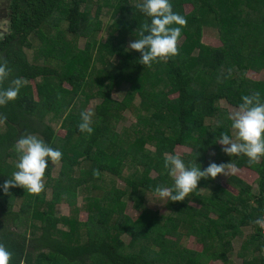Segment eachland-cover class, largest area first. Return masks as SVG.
<instances>
[{
    "label": "trees",
    "instance_id": "16d2710c",
    "mask_svg": "<svg viewBox=\"0 0 264 264\" xmlns=\"http://www.w3.org/2000/svg\"><path fill=\"white\" fill-rule=\"evenodd\" d=\"M137 2L9 4L11 28L0 39V62L10 69L3 86L25 81L17 98L0 106V243L12 253L10 264H235L236 239L240 264H264L263 230L254 223L264 217V157L249 165L216 142L221 131L232 135L221 99L238 106L243 95L259 92L264 101V80L247 75L264 68V0H171L187 20L179 52L151 66L128 49L150 23ZM206 28L219 45L203 41ZM93 99L88 134L78 124ZM125 110L133 120L119 128ZM29 133L61 149L57 176L49 161L42 192L13 187L5 193L2 185L18 161L14 145ZM176 145L190 147L181 155L186 163L253 170L255 187L231 173L226 184L201 179L183 201L167 199L165 213L147 208L157 185L173 183L163 162ZM127 199L136 217L125 212ZM58 203L67 204V214H56ZM188 236L201 249L188 247Z\"/></svg>",
    "mask_w": 264,
    "mask_h": 264
},
{
    "label": "clouds",
    "instance_id": "9594fccd",
    "mask_svg": "<svg viewBox=\"0 0 264 264\" xmlns=\"http://www.w3.org/2000/svg\"><path fill=\"white\" fill-rule=\"evenodd\" d=\"M135 7L150 18V23L144 24L139 38L132 39L128 44L129 50L140 53L139 63L151 66L154 62L166 61L176 56L182 28L187 24L185 16L173 10L171 0H138ZM9 75L10 69L6 62H0V106L15 100L25 83L21 78H14L4 87ZM241 101L237 110L228 117L232 135L221 131L216 142L222 146L224 153L229 156H246L247 163L253 165L264 157V101L259 92L243 95ZM93 115L91 110L80 112L78 129L81 132L91 134L94 131ZM14 148L18 155L16 170L10 178L5 179L2 190L7 193L10 188L23 187L30 193L42 192L45 188V170L49 167V161L58 163L61 160V149L52 147L31 133L20 136ZM163 163L173 183L170 187L157 185L153 194L158 199L169 201H183L197 188L201 179L215 178L218 174L225 173L226 167L236 171V166L231 163L211 162L202 168L196 160L195 163H186L176 153H165ZM254 223L264 229V217H257ZM11 257L12 253L0 243V264H10Z\"/></svg>",
    "mask_w": 264,
    "mask_h": 264
},
{
    "label": "rangeland",
    "instance_id": "374dc122",
    "mask_svg": "<svg viewBox=\"0 0 264 264\" xmlns=\"http://www.w3.org/2000/svg\"><path fill=\"white\" fill-rule=\"evenodd\" d=\"M184 9L186 11H188V10H190V6L186 5ZM93 10H94V5L92 6V11ZM101 18L103 19V21L105 23H108L109 21H111V18L108 17L107 14L102 15ZM105 35L106 34H105L104 31L100 32L98 34V36H100L101 39H104ZM202 39H203V41L206 44H209V45H212V46H216V45H219L221 43L220 40L218 39V37L215 36V31H213L211 28H208V29L206 28L205 30H203ZM130 41L131 40L128 41V44H129ZM180 41L181 40H179V42ZM83 44H84V38H81L79 40V45L82 47ZM247 75L249 77H252V78H255V79L264 80V68L261 69L260 71H257V72L253 71V70H249L247 72ZM125 88H126V85L122 86V88L120 90H115L113 92L114 97H121L122 94L124 93ZM96 101L97 100H95V99L90 100L88 102V104H86V110H91L92 111ZM220 106L223 109H225V111L227 113V115H226L227 117H229V114L234 112L238 108V106L230 104V103L226 102L224 99L220 100ZM123 115H124V118L122 119L121 124H119V126H118L119 128L122 125L130 124L132 122V120H133V118L131 116V113L128 110H125L123 112ZM57 119H59V117H57ZM206 122H208V121H206ZM189 151H190V147H188V146H184V145H176L175 146V153L176 154L182 155V154L187 153ZM213 153H214V151L212 149L208 152L207 162H211ZM58 169H59V163H54L53 166H52V175L53 176H57ZM231 173H235L236 175L242 177L243 179H245L249 183H252L254 185V187H255L257 174L253 170H251L249 168H245V167H241V168H237L236 167V171L235 172H233L230 167H227L225 169V173L218 174L216 176L215 180L218 181V182H223V184H226L225 183L226 182L225 179ZM119 184L123 185L122 182H119ZM78 199H79L78 204L83 203L82 201H80L81 198H78ZM166 201H167V199H158L157 197H154V195H153V196H150L148 198L146 206H147V208H150V209H153V210H157L160 213H165V212H167ZM193 204H196V203H193ZM196 205H198V204H196ZM17 207H18V204L15 205V208H17ZM68 211H69V207L65 203H58L55 206L56 214H59V213L67 214ZM125 212L127 214L131 215L132 217H136V215L138 214V212L133 207L132 201L129 200V199H127V202H126ZM81 216L83 218H85L86 217V212L85 211L81 212ZM247 233H248V230L245 229L244 235H246ZM184 243L188 247H192V248H195V249H201V245L196 241V239L193 236H188ZM239 244H240V239H236L234 241V243H233L234 249L230 253V258L233 260V262L235 264H240L241 263V261H240L241 259L235 255V252L238 249ZM209 264H221V262L220 261H210Z\"/></svg>",
    "mask_w": 264,
    "mask_h": 264
},
{
    "label": "flooded vegetation",
    "instance_id": "af4514ba",
    "mask_svg": "<svg viewBox=\"0 0 264 264\" xmlns=\"http://www.w3.org/2000/svg\"><path fill=\"white\" fill-rule=\"evenodd\" d=\"M11 0H0V39L4 38L11 28Z\"/></svg>",
    "mask_w": 264,
    "mask_h": 264
},
{
    "label": "built area",
    "instance_id": "2783aa9c",
    "mask_svg": "<svg viewBox=\"0 0 264 264\" xmlns=\"http://www.w3.org/2000/svg\"><path fill=\"white\" fill-rule=\"evenodd\" d=\"M263 207H264V204H263ZM264 209V208H263ZM263 231H262V233H263V236H264V229H262Z\"/></svg>",
    "mask_w": 264,
    "mask_h": 264
}]
</instances>
